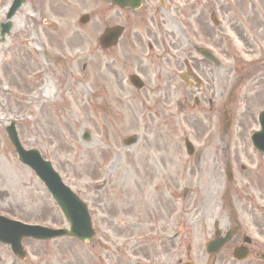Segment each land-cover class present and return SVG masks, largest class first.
<instances>
[{"label": "rangeland", "instance_id": "374dc122", "mask_svg": "<svg viewBox=\"0 0 264 264\" xmlns=\"http://www.w3.org/2000/svg\"><path fill=\"white\" fill-rule=\"evenodd\" d=\"M77 1L80 8L66 10L58 0H29L9 20L12 24L10 33L0 39V213L27 222L67 225L42 183L17 161L4 130L14 120L23 147L35 148L49 160L64 182L88 204L90 213L94 212L91 209L94 206L109 208L115 197L107 193L111 184H122L116 197L127 193L130 198L131 194L139 196L137 184H159V187L162 184L163 192V184L177 186V221L181 224L179 244L183 245L180 250H184L191 240L198 244L194 237L190 240L188 236L191 211L186 213V209L191 199L194 198L193 203L198 205L203 191L209 189L214 194L215 187L211 185L224 184L225 180L219 162L221 157L217 153L221 146L220 136L208 146H204L201 138L214 127L221 128L217 108L212 105L209 109L202 103L201 108L188 111L186 117L178 114L173 123L168 118L164 120V115L173 107V92L166 93L163 86L165 91L151 92L155 65H161V61L154 59L153 64L145 61L146 89L136 92L128 88L125 76L132 70L126 71L118 64V55L122 61L121 49L115 53L117 72L114 73L111 64L108 65L112 56L101 50L96 42L102 27L96 25L93 28L92 24L80 29L76 27L72 18L87 12V6L91 5L90 0ZM8 4L9 0H0V23L5 20ZM261 4L264 5V0H259L256 6L258 16L263 10ZM42 19L54 20L57 29L45 28ZM261 32L264 35L263 26ZM225 34L233 40L230 44L224 41L223 54L219 55L217 40L211 44L218 60L224 61L227 67H232L235 60L249 62L254 54H239L253 53L257 45L234 41L228 28ZM259 45L264 46V43ZM26 48L32 53L31 60L24 51ZM179 58V62L184 60L186 52L180 51ZM235 66L233 68H241L236 61ZM159 70L161 75L166 73L162 67ZM216 71H211L213 81L205 95L211 100L212 94L216 98L220 89ZM47 83L53 86V93L43 92ZM175 84L179 99L188 94L177 78ZM155 95L161 97V102L171 104L170 107L154 104ZM189 105L192 106V102ZM155 111L161 113L160 118H153L159 122H150ZM245 120L250 123L248 116ZM248 124L243 127L246 131ZM84 131L89 133L87 140L81 139ZM131 135L138 137L137 142L123 148L121 141ZM184 138L193 144H201L202 151L188 157ZM244 148L249 151L247 146ZM229 156L236 176L239 166L233 156ZM104 179L109 185L101 192L102 200L98 205L99 198L92 201L90 185ZM183 188H186L185 198L181 194ZM128 203L136 209L133 198L123 206ZM137 214H132L137 219H125L127 223L138 224L142 219ZM93 224L99 233L86 243L73 238L49 242L24 240L26 258L23 261L14 258L7 248L0 247V264H94L95 260L103 263L106 243L109 244L106 241L109 227L102 220H93ZM126 230V233L117 232L120 235L116 237L115 245H121L127 236L131 238L138 234L130 227ZM129 244L133 242L130 240Z\"/></svg>", "mask_w": 264, "mask_h": 264}, {"label": "flooded vegetation", "instance_id": "af4514ba", "mask_svg": "<svg viewBox=\"0 0 264 264\" xmlns=\"http://www.w3.org/2000/svg\"><path fill=\"white\" fill-rule=\"evenodd\" d=\"M62 1L64 4L72 3L81 7L77 0ZM258 1L140 0L139 7L132 9L126 5V0H120L121 4H125L123 6L117 4L116 0H104L106 25L108 27L120 25L124 28L122 41L107 49L108 54L112 56L111 70L117 72L115 53L121 49L122 61L118 55V64L126 71L134 70L133 74L145 77L143 72L147 70V64L144 62L146 50L157 51L150 56H157L165 61V67H161H164L166 73L161 75L159 66L157 71H154L151 92L166 90V93L173 92L174 97L173 107L164 115V120L168 118L173 123L179 111L201 108V103H206L209 109H212V105L216 106L218 116L221 114L225 116L228 105L240 103L244 107L241 116H248L253 126H257L258 115L264 109V65L250 70L248 74L237 75L235 71L236 74L231 76L233 70H227L221 63L217 71L210 69L209 61L199 56L198 49L199 46H208L217 40L218 50L223 54L222 46L227 39L226 28L232 31L234 40L240 44L264 43V35L261 32L262 26L264 27V5L261 4L263 15L258 17L256 10ZM178 16L179 22L186 28V33L181 37L177 35ZM96 21V17H88V22L96 24ZM145 38L151 42H147ZM180 51L186 52V58L182 63L178 60ZM182 66L189 78L197 76L198 80L188 86V94L179 99L175 81L179 73L178 68ZM211 71L217 72L220 87L217 99L214 100L205 97L213 81ZM132 73H128L127 77ZM233 82L235 85L232 86ZM161 86L165 87V90ZM190 99L194 100L195 105L187 108ZM143 102L146 103L145 100ZM153 103L166 107L171 105L161 102L158 95L154 96ZM154 115L150 116V122H159L153 118H160L161 113L155 111ZM260 158L257 167L264 173V154L261 153ZM260 178L261 180L255 184H236V196L224 194L219 197L217 203L204 204L203 244L188 245L181 256L180 264H264V184H262L264 175ZM117 192L114 191L115 194ZM156 194L159 192L153 191L149 194L150 206H141V210L133 209L130 203L123 206V203L128 201L126 195L113 198L109 208L101 206L99 202L97 204L100 206L94 207L102 221H114L119 215L131 216L136 212L143 220L141 228L132 225L138 231V238L134 240V244L124 242L122 247L117 246L114 249L112 246L114 240L107 239L110 245L105 250V264H169L177 258L175 244L166 245L164 248H161V245L157 246L160 240L158 235L163 229L159 223L160 203L163 199ZM93 197L99 198L98 193L93 194ZM109 224L112 227V223ZM227 233H230V236L221 245L210 244V241L225 237ZM147 236L150 245L146 244ZM96 241L99 242L98 239Z\"/></svg>", "mask_w": 264, "mask_h": 264}, {"label": "water", "instance_id": "95a60500", "mask_svg": "<svg viewBox=\"0 0 264 264\" xmlns=\"http://www.w3.org/2000/svg\"><path fill=\"white\" fill-rule=\"evenodd\" d=\"M9 15H11V13ZM8 27H9V24L5 25V30ZM107 38L108 37H105V39H103V42H102L103 45H106L108 43ZM6 130L9 135V139L11 143L13 144L16 152L18 153L20 161L29 165L36 172V174L42 180H44L46 184H59V178L57 177L55 173H53L48 162L42 161L36 151L34 150L25 151L20 147L15 131H14V128H13V125L11 124V126L7 127ZM65 195H66V199H65L66 201L63 203L62 208L65 211L66 216L71 220L72 228H71V231H69L68 233L65 231H58L57 233H61V234L67 233L71 235H76L81 240H86L91 236L92 230L90 228V224H89L88 216L85 211V207L68 190H66ZM38 233L39 232L36 229H28L24 231L18 230L17 234L19 236H17L15 240L10 239V238H4L5 239L4 241H7V242L10 241L13 245L12 247L13 250L21 258L23 255V252L21 251L19 240L22 236L33 235L36 238H48L52 236L51 234H53L50 232L49 233L42 232L43 235H38ZM2 237L3 235L0 234V239H2Z\"/></svg>", "mask_w": 264, "mask_h": 264}, {"label": "bare ground", "instance_id": "6f19581e", "mask_svg": "<svg viewBox=\"0 0 264 264\" xmlns=\"http://www.w3.org/2000/svg\"><path fill=\"white\" fill-rule=\"evenodd\" d=\"M43 92H48V93H53L54 92V88L51 84H46L44 89H43Z\"/></svg>", "mask_w": 264, "mask_h": 264}]
</instances>
